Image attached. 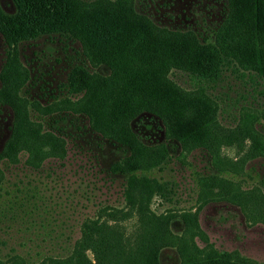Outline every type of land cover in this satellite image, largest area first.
<instances>
[{
	"label": "rangeland",
	"instance_id": "1",
	"mask_svg": "<svg viewBox=\"0 0 264 264\" xmlns=\"http://www.w3.org/2000/svg\"><path fill=\"white\" fill-rule=\"evenodd\" d=\"M133 7L160 28L192 30L201 37H213L226 9L223 0H134ZM0 11L12 15L16 9L11 0H0ZM9 55L25 69L22 71L15 60L9 67H15L23 78V72L28 74L19 96L28 101L29 108L51 112L42 115L29 109L31 116L42 121L45 129L66 137L67 142L75 138L76 146H84L93 154L92 162L98 170L94 169L96 176L89 173L85 177L76 167L77 162L63 163V167L58 161L46 162L39 170L23 163L6 168L7 190H14L10 193L15 199L1 200L7 212L0 220V234L7 244L0 252V264H38L48 256L67 257L80 236L81 221L95 217L104 205L117 207L121 214L114 219L125 231L135 229L136 206L132 209L120 198L125 175L109 174L114 166L125 167L131 154L129 147L103 138L91 129L87 119L62 110L75 102L65 87L74 67L100 75H107V68L88 61L80 44L69 38L43 36L23 42L16 49L0 35V76L7 69ZM169 77L185 91L208 98L216 123L224 132L248 129L257 139L258 149L237 156L233 149L216 152L203 146H184L168 136L152 114L142 113L131 121L133 143L136 141L155 157L148 175L156 183L145 193L141 189L145 208L155 218L168 220L170 230L168 246L159 253V264H180L187 256L204 258L211 252L227 253L233 261L242 257L250 264H264L261 82L241 70L226 73L213 84L179 71H172ZM19 103L22 115L23 105ZM13 119L12 109L0 104V151L11 135ZM18 179L24 182L20 194L11 187ZM107 218L103 214L100 221ZM12 249L19 256L11 254ZM6 254L11 257L6 258Z\"/></svg>",
	"mask_w": 264,
	"mask_h": 264
},
{
	"label": "trees",
	"instance_id": "2",
	"mask_svg": "<svg viewBox=\"0 0 264 264\" xmlns=\"http://www.w3.org/2000/svg\"><path fill=\"white\" fill-rule=\"evenodd\" d=\"M11 1L14 14L0 11V35L8 46L17 49L19 44L43 36L69 38L80 44L88 61L107 68L109 73L100 75L74 67L65 87L75 102L62 110L84 117L95 133L127 145L131 153L125 167L114 166L109 174L125 175L120 198L132 209L136 206L137 227L125 231L114 219L121 214L117 207L101 206L95 217L81 221L80 236L67 257L48 256L38 264H159V253L168 246L170 237L168 220L155 218L145 208L142 191L147 192L156 183L148 175L155 157L136 141L133 143L130 123L138 115L149 113L181 145L203 146L216 152L233 149L237 156L243 151H256L257 139L248 129L224 132L216 123L212 102L185 91L169 75L172 71L184 72L213 84L226 73L247 71L261 82L264 96V0H223L225 15L214 28L213 37H201L192 30L160 28L136 12L134 0ZM14 60L22 71L25 69L9 55L7 69L0 76V104L14 113L11 135L0 151V220L7 212L1 200L15 199L10 193L14 190H7L6 168L23 163L39 170L46 162L58 161L63 167L77 162L76 167L85 177L89 173L96 176L94 169L98 170L92 162L93 154L84 146H76L75 138L67 142L66 137L45 129L42 121L31 116L29 109L42 115L51 112L29 108L28 101L19 96L28 74L25 70L23 78L15 67H9ZM23 184L18 179L11 187L20 194ZM103 214L108 218L101 222ZM6 244L0 234V252ZM15 251L12 249L11 254L19 256ZM180 264L250 262L242 257L233 261L227 253L211 252L204 258L187 256Z\"/></svg>",
	"mask_w": 264,
	"mask_h": 264
}]
</instances>
